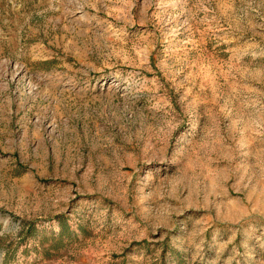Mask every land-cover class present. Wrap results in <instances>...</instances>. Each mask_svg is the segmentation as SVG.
Here are the masks:
<instances>
[{"label": "rangeland", "instance_id": "rangeland-1", "mask_svg": "<svg viewBox=\"0 0 264 264\" xmlns=\"http://www.w3.org/2000/svg\"><path fill=\"white\" fill-rule=\"evenodd\" d=\"M0 264H264V0H0Z\"/></svg>", "mask_w": 264, "mask_h": 264}]
</instances>
